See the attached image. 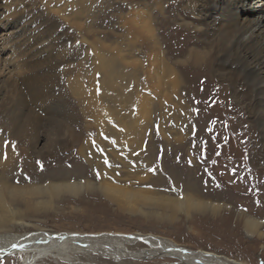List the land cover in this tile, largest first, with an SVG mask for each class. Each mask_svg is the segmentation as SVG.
<instances>
[{"label":"rangeland","instance_id":"obj_1","mask_svg":"<svg viewBox=\"0 0 264 264\" xmlns=\"http://www.w3.org/2000/svg\"><path fill=\"white\" fill-rule=\"evenodd\" d=\"M136 1L23 0L24 10L16 18H21L29 29L24 43L20 48L9 46L4 51L0 46V148L2 145L9 152L8 164L0 165V184L20 190V196L11 204L17 209V221L27 226L23 230L10 223L0 225V238L40 230L152 233L190 249L214 252L246 264H264V223L259 229L262 238H248L236 211L196 212L188 205L160 210L125 200V210L121 211L96 188L105 181L130 189L142 188L152 195L175 196L180 193L172 189L160 191L146 181L170 176L180 182L179 187L185 176L187 179L193 175L191 178L197 181L201 175V146L197 140L200 135L196 129L202 118L196 113L195 126L190 129L184 113L188 103L182 89L177 101L155 96L151 42L127 34L126 25L136 11L150 13L153 0H143L139 5ZM98 55L104 58L106 70L100 67ZM164 55L171 61L179 58L172 51ZM10 60L12 64H8ZM173 68L183 81L186 75L181 66ZM230 75L234 81L235 75ZM77 78L94 92L98 107L103 109L100 123L85 99L71 92V82ZM221 151L225 155L232 152ZM144 163L146 167L138 168ZM75 166L82 168L83 173L81 169L75 171L73 179L88 180L93 188L75 195L32 193L36 185L50 180L45 178L49 171L58 168L62 172ZM214 168L211 166L210 170ZM186 192L191 199L203 201L195 191ZM211 197L212 194L204 198ZM236 209L264 222V207L260 212L235 206ZM139 211L145 212L147 218ZM72 245L66 243V256L71 262L46 256L35 264H185L169 256L128 257L116 262L100 258L97 252L86 255L73 250ZM20 260V255L9 254L0 258V264H20Z\"/></svg>","mask_w":264,"mask_h":264},{"label":"bare ground","instance_id":"obj_2","mask_svg":"<svg viewBox=\"0 0 264 264\" xmlns=\"http://www.w3.org/2000/svg\"><path fill=\"white\" fill-rule=\"evenodd\" d=\"M141 1L137 0L135 4H141ZM22 2L0 0V46L3 51L9 46L20 48L28 34L29 29L23 20L16 18L22 9ZM149 10L150 13L136 11L135 17L134 14V18L131 16L133 19L126 20L129 23H125L128 25L127 34H136L151 42L154 69L151 79L155 96L171 102L177 101L182 89L187 98L184 113L190 129L192 125L195 126L193 119L196 113L202 118L197 119L200 126L196 129L199 131L200 137L197 140L201 146L200 179L195 181L191 178L193 175H190L187 180L185 176L179 187V181L170 176L146 181L163 192L171 189L178 191L180 195L175 196L163 193L152 195L142 188L130 189L105 181H100L96 188L121 211L125 210V201L134 204L140 202L160 210L188 205L196 212L224 214L228 210L236 211V216L242 217L246 237L262 238L259 229L263 220L243 210H234V207L252 212H260L261 207H264V163H261V156L264 155V0H153ZM169 51L179 58L171 61L165 57L164 53ZM98 58L100 67L106 70L104 58L100 55ZM12 61L8 64H12ZM173 65L181 66L186 75L183 81L174 71ZM5 71L9 73L10 70ZM229 72L235 75L234 81ZM70 90L77 97L84 98L95 110L93 117L96 116L95 120L100 123L99 114L103 109L98 107L94 92L84 87L79 79L71 82ZM244 97L247 99L243 100ZM84 99L80 98L81 101ZM190 139L188 136L186 140L189 146ZM223 149L234 153L222 154ZM8 162L9 152L1 145L0 165L5 167ZM211 166L216 168L211 171ZM76 167L64 168L62 172L58 168L49 171L45 178L50 180L36 185L32 193L62 192L75 195L81 190L93 188L88 180L73 179L75 171L81 169L82 172V168ZM139 167H146L145 163ZM186 190L195 191L203 201L191 199ZM19 191L0 184V225L10 223L24 230L27 224L17 221V209L11 204L20 196ZM211 194L215 200L212 197L204 198ZM235 198H240V201H233L232 204L225 201ZM188 211L186 208L185 213ZM139 213L147 218L145 212ZM3 238H0V249H3L0 258L18 254L21 256L20 264H35L39 258L46 256L71 262L69 256H66L69 248L66 243L71 242L73 250L82 251L86 255L97 252L100 258L116 262L128 257L142 259L169 256L185 264H246L214 252L190 249L170 238L152 233H53L40 230Z\"/></svg>","mask_w":264,"mask_h":264},{"label":"snow or ice","instance_id":"obj_3","mask_svg":"<svg viewBox=\"0 0 264 264\" xmlns=\"http://www.w3.org/2000/svg\"><path fill=\"white\" fill-rule=\"evenodd\" d=\"M13 147H14V142H13ZM6 154H5V159H6ZM107 163V160L105 161ZM97 176H99V173H97ZM20 247H23L22 245H19ZM13 247H17V245H13ZM0 251H3V249H0Z\"/></svg>","mask_w":264,"mask_h":264}]
</instances>
